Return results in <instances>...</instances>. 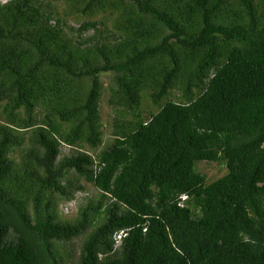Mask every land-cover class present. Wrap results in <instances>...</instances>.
Masks as SVG:
<instances>
[{
    "label": "trees",
    "instance_id": "1",
    "mask_svg": "<svg viewBox=\"0 0 264 264\" xmlns=\"http://www.w3.org/2000/svg\"><path fill=\"white\" fill-rule=\"evenodd\" d=\"M50 2L0 1V264H65L54 242L92 225L77 264H264V0ZM77 177L97 198L61 220Z\"/></svg>",
    "mask_w": 264,
    "mask_h": 264
},
{
    "label": "rangeland",
    "instance_id": "2",
    "mask_svg": "<svg viewBox=\"0 0 264 264\" xmlns=\"http://www.w3.org/2000/svg\"><path fill=\"white\" fill-rule=\"evenodd\" d=\"M4 1V0H0ZM43 1H51L52 5H55L54 7L60 12L62 11L63 7V0H43ZM101 15L95 16V18H100ZM90 17L86 16H67L66 22L71 26H78V24L83 21L84 19H89ZM92 33V29L86 31L83 33V36L89 35ZM73 35H75V32H73ZM114 75L115 73L113 71H106L102 72L99 75V80L101 83V95L99 98V114H100V121H101V132H102V143L99 147L95 149H91L87 146L83 147V150L91 153L94 155L96 152H98L101 148L106 147L112 139V130H113V123H114V117L116 116V113L114 111V107L109 103V98L111 91L109 89L110 86L114 85ZM148 90L141 92V103L139 106V111L143 116H147L148 112L152 111L155 112L157 110V106L151 103L150 97H149ZM169 97L172 99L179 98V90L173 89L172 92L169 94ZM132 118L130 113L125 114V119ZM3 121V113L0 107V122ZM76 150L74 146H68L65 144L61 145V154L62 155H69L73 153ZM26 151V148L21 150V148H18V150L14 151L12 153V157L14 160H18L21 153ZM196 170H198L200 173L204 174L206 181L210 182L217 177L223 175L226 172V167L218 161H198L195 164ZM69 176H75L74 174L70 173ZM79 183L83 186V188H80L79 190L74 191V195L70 199H65L61 197L57 193H52V197L56 203V214L59 219L61 220H69L74 219L77 216V210L79 207L87 204L89 200H95L98 195V190L90 183L84 180L82 177H77ZM92 226H88L87 229L82 232L81 234L72 237L69 240H61V241H55L54 244L58 251L64 252L66 254V258L64 263L65 264H77V258L78 253L80 250L81 243L86 236L87 232H89L92 229Z\"/></svg>",
    "mask_w": 264,
    "mask_h": 264
},
{
    "label": "clouds",
    "instance_id": "3",
    "mask_svg": "<svg viewBox=\"0 0 264 264\" xmlns=\"http://www.w3.org/2000/svg\"><path fill=\"white\" fill-rule=\"evenodd\" d=\"M181 198H185V195H182V197Z\"/></svg>",
    "mask_w": 264,
    "mask_h": 264
},
{
    "label": "built area",
    "instance_id": "4",
    "mask_svg": "<svg viewBox=\"0 0 264 264\" xmlns=\"http://www.w3.org/2000/svg\"><path fill=\"white\" fill-rule=\"evenodd\" d=\"M119 237V236H118Z\"/></svg>",
    "mask_w": 264,
    "mask_h": 264
}]
</instances>
